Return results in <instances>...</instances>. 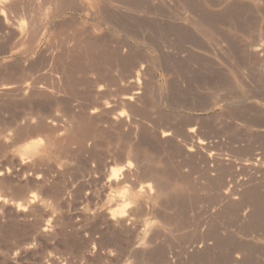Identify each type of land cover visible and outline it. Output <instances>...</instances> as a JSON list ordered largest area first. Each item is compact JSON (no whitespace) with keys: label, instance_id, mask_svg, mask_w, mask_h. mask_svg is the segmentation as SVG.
Returning a JSON list of instances; mask_svg holds the SVG:
<instances>
[{"label":"rangeland","instance_id":"obj_1","mask_svg":"<svg viewBox=\"0 0 264 264\" xmlns=\"http://www.w3.org/2000/svg\"><path fill=\"white\" fill-rule=\"evenodd\" d=\"M232 262L264 264V0H0V264Z\"/></svg>","mask_w":264,"mask_h":264},{"label":"bare ground","instance_id":"obj_2","mask_svg":"<svg viewBox=\"0 0 264 264\" xmlns=\"http://www.w3.org/2000/svg\"><path fill=\"white\" fill-rule=\"evenodd\" d=\"M69 2V1H68ZM34 3V2H33ZM72 3H74V2H72ZM100 3V2H99ZM35 12V11H34ZM33 12V13H34ZM32 13V14H33ZM36 15V14H35ZM43 21V20H42ZM110 22H111V20H110ZM108 23V22H107ZM87 31V30H86ZM35 32V31H34ZM32 33V32H31ZM35 35V34H34ZM62 39V38H61ZM60 39V40H61ZM70 39V38H69ZM28 40V39H27ZM78 40V39H77ZM92 40V39H91ZM101 43V42H100ZM111 43V42H110ZM96 44V43H95ZM103 44V43H102ZM118 44V43H117ZM70 45V44H69ZM108 45H110V44H108ZM126 45V44H125ZM82 46V45H81ZM111 48V47H110ZM116 48V47H115ZM117 49V48H116ZM118 50V49H117ZM255 50H258V49H255ZM96 51V50H95ZM119 51V50H118ZM89 52V51H88ZM129 52V51H128ZM92 54V53H91ZM102 55V54H101ZM105 55V54H104ZM125 55V54H124ZM89 56V55H88ZM48 57V56H47ZM54 57V56H53ZM60 57H62V55L60 56ZM120 57V56H119ZM106 58V57H105ZM128 58V57H127ZM56 60H57V58H56ZM119 60V59H118ZM59 60H57V62H58ZM87 61V60H86ZM51 62V61H50ZM95 63V62H94ZM50 64V63H49ZM53 64V63H52ZM61 64V63H60ZM100 64V63H99ZM46 65V64H45ZM48 65V64H47ZM45 67V70L47 69V68H49V67H47L46 68V66H44ZM43 67V68H44ZM53 66H50V68H52ZM55 67H56V65H55ZM63 68V67H62ZM65 68V67H64ZM34 69V68H33ZM68 69V68H67ZM35 70V69H34ZM41 70L43 71L44 69H42L41 68ZM52 70V69H51ZM59 70V69H58ZM63 70V69H62ZM39 71V70H38ZM42 71H40V73L42 72ZM65 71H67V70H65ZM93 71V70H92ZM48 72V71H47ZM50 72V71H49ZM54 71H52V73H53ZM94 72V71H93ZM45 73V72H44ZM58 73H60L59 71H58ZM33 74V73H32ZM54 74V73H53ZM107 74V73H106ZM125 74V73H124ZM52 75V74H51ZM50 75V77H54V75L53 76H51ZM67 75V74H66ZM99 75V74H98ZM102 75V74H101ZM116 75V74H115ZM38 75H36V77H37ZM55 76H56V74H55ZM126 76V75H125ZM60 77V76H59ZM107 77H110L108 74H107ZM58 77H56V79H57ZM61 78H62V76H61ZM69 78H71V77H69ZM111 78V77H110ZM32 79V78H31ZM35 79V78H34ZM55 79V78H54ZM100 79V78H99ZM112 80H114V79H112ZM118 80V79H117ZM141 80V79H140ZM27 81H29V80H27ZM36 81H40L39 79L38 80H36ZM80 81V80H79ZM100 81V80H99ZM104 82L106 81V79H104L103 80ZM137 81V80H136ZM138 81H139V79H138ZM137 81V83L136 84H134V87H135V94H139L141 91H140V87H141V85H139V84H141L140 82H138ZM25 82V81H24ZM31 82V81H30ZM26 83V82H25ZM32 83V82H31ZM38 83V82H37ZM33 84V83H32ZM32 84H29L28 82L26 83V84H23V88L27 91V90H29V89H32V87H33V89H35V85H36V83H35V85L34 86H31ZM105 84V83H104ZM4 85V84H3ZM40 85V84H39ZM119 85V84H118ZM136 85V86H135ZM38 86V85H37ZM43 86V85H42ZM11 87V86H10ZM13 88V87H12ZM20 88V87H19ZM18 88V89H19ZM48 88V87H47ZM15 89V88H14ZM58 89V88H57ZM113 89V88H112ZM11 90V89H10ZM21 90V92L23 91L24 92V90L23 89H20ZM45 90V89H44ZM44 90H43V92H44ZM14 91V90H13ZM31 91V90H30ZM37 91V90H36ZM42 92V91H41ZM41 92H40V94H41ZM106 92V91H105ZM143 92V91H142ZM39 93V92H38ZM45 93V92H44ZM46 93H47V91H46ZM45 93V94H46ZM49 94H50V91L48 92ZM101 94V93H100ZM100 94H98V95H100ZM24 95V94H23ZM140 95V94H139ZM25 96V95H24ZM126 96V95H125ZM32 97V96H31ZM136 97V96H135ZM135 97H133L134 99H135ZM137 97H139V96H137ZM29 99V98H28ZM132 100V97L131 98H129L128 97V100ZM124 101V100H123ZM101 102V101H100ZM122 102V101H121ZM124 102H126V101H124ZM128 102V101H127ZM102 103V102H101ZM93 111H94V109H93ZM92 111V112H93ZM96 111V110H95ZM120 116V115H119ZM121 116H122V114H121ZM94 117V116H93ZM116 119V118H115ZM52 122V121H51ZM38 125V124H37ZM40 125V124H39ZM55 125V124H54ZM116 125V124H115ZM119 125H120V123H119ZM51 128V127H50ZM40 129V128H39ZM55 129V128H54ZM190 133V132H189ZM71 135V134H70ZM168 134L166 133V134H163V136H167ZM170 135V134H169ZM191 135H192V133H191ZM73 137H75V136H73ZM76 138V137H75ZM67 141V140H66ZM73 142V141H72ZM70 143H71V141H70ZM199 143H200V148H202L201 146H203V145H206L207 143H205V142H202V141H199ZM196 145V144H195ZM192 146V145H191ZM198 147H199V145H197ZM196 146V147H197ZM206 147V146H205ZM197 149V148H196ZM65 150H67V149H65ZM128 154V153H127ZM131 154V153H130ZM129 155V154H128ZM151 172V171H150ZM154 172V171H153ZM233 186V185H232ZM228 187V186H227ZM226 187V188H227ZM222 192H224V190L222 191ZM229 191H227V192H224V194H223V199L225 200H229L230 198H231V195L228 193ZM233 200V199H232ZM233 263V262H232ZM233 264H236V263H233Z\"/></svg>","mask_w":264,"mask_h":264}]
</instances>
